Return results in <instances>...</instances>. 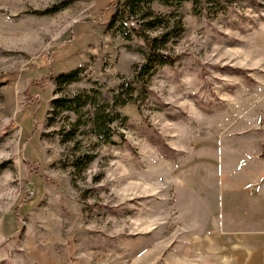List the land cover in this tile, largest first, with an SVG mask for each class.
Here are the masks:
<instances>
[{
    "label": "rangeland",
    "instance_id": "rangeland-1",
    "mask_svg": "<svg viewBox=\"0 0 264 264\" xmlns=\"http://www.w3.org/2000/svg\"><path fill=\"white\" fill-rule=\"evenodd\" d=\"M123 1L0 0V264H264V0L155 1L176 62L115 107L148 51L107 30Z\"/></svg>",
    "mask_w": 264,
    "mask_h": 264
},
{
    "label": "trees",
    "instance_id": "trees-1",
    "mask_svg": "<svg viewBox=\"0 0 264 264\" xmlns=\"http://www.w3.org/2000/svg\"><path fill=\"white\" fill-rule=\"evenodd\" d=\"M155 1H158L171 9L175 6H179L193 0H124L117 8L110 19L107 30H115L126 39H131L132 35H136L145 42L148 47V51L145 54L144 63L136 68L133 79L123 84L120 95H116L114 97L113 102L115 107L126 105L134 99V88L132 87L133 83H138L141 85L142 89L148 91L149 86L146 77L149 76L156 66H173L176 62L175 57L171 56L169 53H164V46L168 44L172 38L178 37L179 33L173 35L172 30H165V32L155 37H152L149 33H147L148 30H155L156 28L163 27L164 25L162 17L157 16L152 9V4ZM69 4L70 1H64L40 14L49 15L57 13ZM216 5H218L217 13H223L225 11L226 8L222 7L218 1L216 2ZM140 16L142 19L147 21L144 25L146 27L142 29L138 25V17ZM81 74V68L63 72L55 76L53 82L58 90H61L68 85L80 81ZM57 88L55 90L56 93L58 92ZM89 104L92 105L91 98H83L81 95H76L74 97L60 96L51 101V108L52 113L55 114L72 112L78 116L81 109ZM93 107L96 109L95 117H93L92 120L93 129H95L98 139L107 144L112 143L115 133L113 130V124L120 117V114L109 110L107 111V109L102 108L100 105ZM77 121L78 123L81 122L79 118ZM71 134L74 135L75 133L72 132ZM89 161L88 156H84L83 159H76V163L78 162L77 166L80 167V170H83Z\"/></svg>",
    "mask_w": 264,
    "mask_h": 264
}]
</instances>
